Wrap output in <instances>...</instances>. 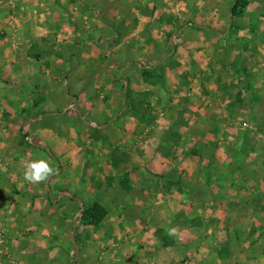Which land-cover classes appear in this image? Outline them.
<instances>
[{"label":"crops","instance_id":"0c3cea01","mask_svg":"<svg viewBox=\"0 0 264 264\" xmlns=\"http://www.w3.org/2000/svg\"><path fill=\"white\" fill-rule=\"evenodd\" d=\"M79 1L90 5L97 0ZM111 1L112 3L127 2L126 0ZM128 1L130 9L127 13L120 14L119 11L113 10L100 13L93 10L90 15L86 13L87 20L82 21V18L80 21L74 17L70 18L73 8L69 4L60 7L54 3L57 6L56 16H52V21L49 20L47 25L40 24L41 22L30 26L4 25L6 30L0 32V111L6 109L4 112L12 113L13 119L8 122H15L13 124H17L15 126L18 128L27 126L29 132L36 137L32 141L34 143L39 138L35 121H45L46 118L42 114L43 107L46 106L44 100L50 98L51 94L58 93L62 98L61 102L66 105L64 104L59 111L54 109L59 114L55 121H63L64 118L60 115L65 116L66 113L79 119L81 116L87 119L90 114L96 113L100 118L99 121L92 119L89 125L99 128L101 133L110 129L107 132L109 135L118 132L120 141L118 144L113 143L114 147L111 149L103 148V143L97 142L99 145L95 149L101 151L100 160L96 166L90 165L86 169L85 189L91 194L102 195L100 200L94 203H100L108 210L107 218L110 216V205L115 201L129 208L132 212H127L128 219L122 214L112 216V224L115 223L120 231L119 226L123 225L124 230L120 234L113 230V234L118 237L129 233V239L133 242L138 240L136 248H141L135 251L136 264H160L162 261L159 257L160 248L164 245L161 246L157 240L148 237L154 236V232L162 226L153 229L149 227L150 222L154 221L153 216L156 212L163 208L164 210L169 206L175 208L174 201H171L175 194L177 198H181V201L185 196H191L196 205L199 201L197 195L206 191L209 184L207 179L209 159L194 153L193 149L200 148V144H204L205 148L214 145L210 134L214 133L211 129H215L216 121L213 116L216 107L224 109L225 106L235 103L236 108L240 110L249 100L255 102H251V106L257 105L254 98L257 100L264 96V78L257 77L254 71L255 78L249 82L247 65H254L258 60L253 61L251 58L250 61L247 60L244 54L248 53L243 46L238 49L240 57L237 64L242 65L245 71L244 77L239 79V93L230 92L231 96H227V93L226 96L221 95V92L218 94L215 90L207 93L201 88V82L209 83L215 78L212 80L200 78V70L208 71V65L212 62H208L210 58L204 60L198 50L201 47L212 48L213 42L217 39L225 40L229 33L235 32L237 37H241V33H246L240 38L241 45L247 46L251 41L256 47L260 44L258 42L263 43L264 11L255 9L252 0H245V7L239 14L242 23L232 24L236 20L232 4L225 11L231 20L229 19L221 30L215 24L218 21L216 11L200 14L199 7L197 9L183 7L171 10L172 14L164 4L162 9L152 6L153 1L167 0ZM236 1L233 0V3ZM85 4L81 6L84 7ZM102 4L106 7L104 3ZM71 5L78 9L74 4ZM201 16H205L207 20L198 23L199 25L196 23V25L192 23L187 25L184 22V19L189 17L201 19ZM254 18L257 20L255 21ZM216 29L220 30L214 31ZM173 32L180 38L168 40ZM6 33L7 36H2ZM16 33L21 38L19 47H16L17 43L13 38ZM229 39L231 41H226L229 46L237 43L232 41V38ZM186 48L192 51L184 56L182 54L177 56V53L170 56L165 54L169 49L184 51ZM150 50H158L159 57H153ZM161 50H164L165 55ZM38 51L43 53L47 63L50 62L49 65L44 62V57L38 59L36 55L29 54ZM160 57L167 61L160 63ZM171 61H174L175 67L168 64ZM204 64L207 68L202 69ZM151 67H156L157 72H150ZM207 74L210 77V74ZM63 76L71 86L69 89L67 85L61 84ZM228 81L229 84L233 82L232 86H237L235 84L237 80L228 79ZM72 82H75V85ZM58 84L61 86H57ZM67 96L70 98L68 99ZM215 96L225 97L216 99ZM233 96L235 98L237 96L240 100L232 98ZM4 98H7L9 106H4L2 102ZM74 98H78L76 110L69 106L75 103ZM32 105L37 116L30 115ZM200 119H204L209 124L206 132H204L205 128L200 127ZM182 120L185 123H182ZM4 124L7 125V122ZM9 125V128H14ZM4 127L7 128L0 125V129ZM101 136L102 134L99 133L96 138ZM9 140L6 135H0V224H3L8 233L15 228V230L19 229L14 219L18 218V221H22V217L27 219L26 215L21 214L24 209L31 208L38 211L50 208L49 218H51L56 213L52 204L60 201L51 195L52 188L53 190L59 188L57 185L54 187L49 185L51 181H48L45 187V184H30L23 178L24 164L34 160L33 154L36 150L32 147L27 148L28 146L16 149L14 152L2 150L1 145H7ZM17 141L21 144V140L16 137L15 143ZM9 160L15 163L12 169L7 167V163H2ZM188 161L196 162L195 167L188 168L186 164ZM48 192L51 197H45ZM64 193L73 196L68 190H64ZM81 203L84 207L85 203L82 200ZM144 208L151 210L152 213L145 214ZM11 210L16 216L12 217ZM19 215L21 218L18 217ZM51 221L56 223V219ZM104 222L105 219L100 223ZM101 227H96L94 232H84L90 236L86 240L103 239L105 230ZM146 233L151 234L144 235ZM24 236L21 238L23 239ZM32 237L30 239L34 242L37 235ZM143 244L144 248L140 246ZM101 245L103 246V242ZM172 247L174 246L167 245L164 248L167 250L177 248ZM112 248L114 255L119 257L120 254H117L119 248ZM144 252L146 253L143 254ZM77 253L78 251L75 253L70 249V256L61 254L60 251H54L46 257H29L17 253H14V256L18 259L22 258L24 264H72L71 260L87 258L86 253L80 252L78 255ZM6 257V251L0 250V264L10 263ZM10 257L12 258L11 255ZM101 258L100 256L99 264ZM90 259H94V264H98L95 257ZM112 260L114 261L113 258Z\"/></svg>","mask_w":264,"mask_h":264},{"label":"rangeland","instance_id":"374dc122","mask_svg":"<svg viewBox=\"0 0 264 264\" xmlns=\"http://www.w3.org/2000/svg\"><path fill=\"white\" fill-rule=\"evenodd\" d=\"M126 1L112 3L111 0L103 2L97 0L90 5H86L79 0H0V32L6 30L4 25L30 26L36 22L47 25L49 20L52 21L51 17L56 16V5L65 7L64 4H69L73 8L71 15L68 10L70 18L74 17L78 21L82 18V21L87 20L88 16H85L86 13L90 15L93 10L100 13L112 10L119 11L120 14L127 13L130 6L129 1ZM77 3L80 5H77ZM252 3L255 9L264 11V0H252ZM71 4H74L78 9L72 7ZM81 4H85V6L83 7ZM162 4L171 13V10L183 7H186V9H191L192 7L197 9L199 7L198 12L200 14L216 11L218 21L215 24L221 30L230 19L225 11L232 4L234 5L233 0H199V2L197 0H167L162 2L153 1L152 6L156 9H162L164 7ZM153 11H155L154 8ZM238 11L234 15L235 23L232 24L242 23L239 18L241 10ZM198 18L189 17L186 20L184 19V22L189 25L207 20L205 16H201V19ZM213 20H216V18H213ZM254 20L256 21L257 19L254 18ZM51 23L53 24L54 22ZM84 24H86V21ZM235 33H229L225 40L222 38L217 39L213 42L214 46L212 48L201 47L198 50L204 60L210 58L208 62H212L208 65V71L202 72L200 70V78H211V80L215 78L209 83L208 81H204L205 83L201 82V88L207 93L215 90L218 94L221 92V95L226 96L227 93V96H231L230 92H238L239 79L244 77L245 74L242 69L243 66L237 64L240 57L238 50L240 47H244L247 51L248 54H244L247 60L250 61V58L253 61L258 60L254 65H247L249 82L255 78L254 71L257 77L264 78V39L263 43L258 42L260 44H257L256 47L251 41L248 42L247 46L245 44L241 45L239 43L240 38L246 33H241V37H237V33ZM5 35L7 36V33L2 36ZM13 38L17 43L16 47H19L21 44L20 36H17L16 33ZM175 38L180 37H176L173 32L168 40H176ZM229 38H232V41H237V43L229 46L226 42L231 41ZM150 51L153 53V57H159L158 50ZM161 51L163 53L164 50ZM191 51L189 48L184 51L181 49H169L165 54L170 56L177 53V56L181 54L184 56L191 53ZM29 54L36 55L38 59L44 57L41 51L29 52ZM159 61L162 63L167 60L161 58ZM44 62L47 65L50 64V62L49 64L47 63L45 57ZM41 64L44 65L43 62ZM168 64L171 67H175L174 61ZM204 65L202 69L207 68L206 64ZM149 70L152 73L157 72L156 67H151ZM207 73L210 74V77L207 76ZM228 79L237 80L235 82L237 86H232L233 82L229 84ZM61 84L67 85L68 89L71 87L65 76L61 80ZM72 84L75 85V82H72ZM249 84L252 85L253 83ZM57 86L61 85L58 84ZM225 96L215 97L218 99ZM67 98L69 99L70 96H67ZM232 98L240 100L237 96ZM61 99L60 94L53 93L50 98L47 97L44 100L46 106L43 107L42 114L46 118L45 121H35L34 125L38 129L39 138L34 143L32 141L36 137L29 132L27 126L18 128V126H15L17 124H13L15 122H8L13 119L12 113L4 112L6 109H2V112L0 111V125L7 126V128L0 129V135H6L10 139L7 145H1V149L14 152V150L25 148L26 146H28L27 148H34L36 151L33 154V159L46 160L55 172L54 175L39 184H45L46 187L48 181H51L49 185L53 187L57 185L59 188H54V190L52 188L51 195L60 200L53 203V206L51 205L56 211L51 218H49L50 208L38 211L29 208L21 212L22 216H27V219H23V217L22 221H18V218L14 219V223L19 228L18 230H15V228L8 233L3 224H0V250L6 251V258L9 260V264H24V261L22 262L23 259L16 258L14 253L29 255V257H46L54 251L69 255L70 249L75 251V253L78 251L77 255L80 252L87 254L86 259L81 257L71 260L72 264H94V259H90L92 257H95L99 264L100 256L102 257L100 264H136L137 260L134 256L137 253L135 251L141 248H136L138 240L133 242L132 239H129V233L118 237L113 234V230L118 231V234L124 230L123 225L119 226L121 228L120 231L115 223L112 224V216L122 214L128 219L127 212L131 211L129 208L115 201L110 205V216L108 218L106 216L104 218L105 222L100 223L101 225L91 223L84 213V209L89 208L94 201H99L102 197L99 194H91L85 189L84 175L86 169L90 165L96 166L100 160L99 154L101 151H96L95 148L100 143H103V148H113V143L118 144L120 141L119 133L109 135L107 132L110 129L101 133L99 128L89 125L92 119L99 121L100 118L96 113L90 114L87 119L82 116L80 119L73 118L66 113L65 116L62 114L60 117H63L67 123H64V120L55 121L56 117L59 116L56 112L61 110L64 104L66 105V103L61 102ZM254 101H256L257 105L253 104L251 106V102H255L249 100L240 110L236 108L237 105L235 103L231 104V106H225L226 108L224 109L216 107L217 110L213 116L214 121H216L215 129H211V132L214 133L210 134L214 145L206 146L205 148L204 144H200V148L193 149L194 153L201 156L204 155L209 159L207 160L209 172V178L207 179L209 184L205 192H200L197 195L199 197L198 203L195 205L192 197L188 195L181 201V198H177L175 194L172 197L173 200H171L174 201L175 208H171L168 205L169 207L166 206L165 210L163 208L156 212L155 217L153 216L154 221L150 222L151 226L149 227L153 229L159 225L162 227H159V230L154 232V236H150L148 239L157 240L164 247L167 245L174 246L172 248L177 247L174 250H171V248L167 250L161 247L159 257L162 261L160 264H264V96L257 98V100L254 98ZM2 102L4 106L9 104L7 98L2 99ZM73 102L75 103L69 106L74 107L76 110L78 98H74ZM31 107L33 109L30 111V115L37 116V113H34L35 107L33 105ZM54 109L57 111L55 112ZM5 122H7V125L4 124ZM182 123H185V121L182 120ZM9 124L14 126V128H9ZM208 125L207 121L200 119V127L205 128L204 132H206ZM99 133L102 136L96 138ZM16 137L21 140V144L18 143L19 141L16 142L17 144L15 143ZM90 137H93V139H89ZM63 142L67 144L65 145ZM89 142H92V144H89ZM2 163H7V167L11 169L15 167V163L10 160ZM195 163L186 162L188 168L195 167ZM64 190H68L76 198L64 193ZM49 193H46L45 197H51ZM80 199L85 203L84 207ZM178 202H181L180 206ZM12 212L13 210L10 213L12 214ZM143 212L147 215L152 213L147 208H144ZM14 216H16L15 212L12 214V217ZM51 219L53 221L56 219V223H52ZM106 220L108 221L106 222ZM131 223H133V220H131ZM85 225L88 227H84ZM96 227H101L105 230L103 239L86 240L90 236L84 232H94ZM83 228L85 231H83ZM131 230L133 231L134 228L132 227ZM149 234L151 233L144 235ZM36 235L37 237H35ZM22 236H24L23 239L21 238ZM32 236L35 237L34 242L30 239L33 238ZM102 242L103 246L101 245ZM140 246L144 248V244ZM112 247L119 248L117 250V254H120L119 257L114 255ZM172 257L174 258L172 259Z\"/></svg>","mask_w":264,"mask_h":264},{"label":"clouds","instance_id":"9594fccd","mask_svg":"<svg viewBox=\"0 0 264 264\" xmlns=\"http://www.w3.org/2000/svg\"><path fill=\"white\" fill-rule=\"evenodd\" d=\"M54 169L44 159H34L25 162L23 178L30 184H37L46 181L54 175Z\"/></svg>","mask_w":264,"mask_h":264},{"label":"trees","instance_id":"16d2710c","mask_svg":"<svg viewBox=\"0 0 264 264\" xmlns=\"http://www.w3.org/2000/svg\"><path fill=\"white\" fill-rule=\"evenodd\" d=\"M245 0H237L233 7V13L239 12L238 10H242L245 7ZM86 216L90 219L91 223L98 225L100 222L107 216V209L101 205L100 203H94L89 208L84 209Z\"/></svg>","mask_w":264,"mask_h":264}]
</instances>
